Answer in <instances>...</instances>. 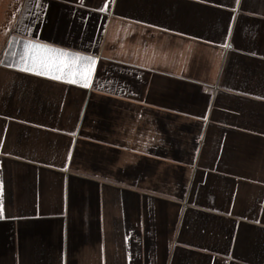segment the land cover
Listing matches in <instances>:
<instances>
[{
    "label": "crops",
    "instance_id": "0c3cea01",
    "mask_svg": "<svg viewBox=\"0 0 264 264\" xmlns=\"http://www.w3.org/2000/svg\"><path fill=\"white\" fill-rule=\"evenodd\" d=\"M0 264H264V0H23Z\"/></svg>",
    "mask_w": 264,
    "mask_h": 264
},
{
    "label": "snow or ice",
    "instance_id": "6c2138e0",
    "mask_svg": "<svg viewBox=\"0 0 264 264\" xmlns=\"http://www.w3.org/2000/svg\"><path fill=\"white\" fill-rule=\"evenodd\" d=\"M31 47L34 49H45L48 55L39 58L34 57L32 59L33 66H25L23 68L24 71L36 72L39 75H46L53 71H60L65 67H68L69 69L71 68V64L63 59L64 56L70 54L64 53L61 50L48 48L47 46L40 44H31ZM77 59L89 62V66L80 68L77 72V75H79L80 78L83 79L86 83L88 77L91 75L92 69L90 65L94 64V58L78 56ZM55 78L60 79L61 77L57 76Z\"/></svg>",
    "mask_w": 264,
    "mask_h": 264
},
{
    "label": "rangeland",
    "instance_id": "374dc122",
    "mask_svg": "<svg viewBox=\"0 0 264 264\" xmlns=\"http://www.w3.org/2000/svg\"><path fill=\"white\" fill-rule=\"evenodd\" d=\"M23 0H0V52L7 36L13 31Z\"/></svg>",
    "mask_w": 264,
    "mask_h": 264
}]
</instances>
